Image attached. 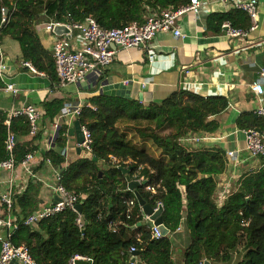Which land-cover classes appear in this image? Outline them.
<instances>
[{
    "label": "trees",
    "instance_id": "obj_1",
    "mask_svg": "<svg viewBox=\"0 0 264 264\" xmlns=\"http://www.w3.org/2000/svg\"><path fill=\"white\" fill-rule=\"evenodd\" d=\"M188 2L2 0L0 6L5 4L13 11L9 21L0 24V40H16L22 60L30 61L46 74L51 85L58 86L55 60L44 48L35 25L76 22L91 16L103 28H118L133 21L142 23L148 13L175 9ZM224 21L237 28L250 24L246 12L232 7L211 12L206 29L220 32ZM3 85L0 79V87ZM65 100L44 102V117L54 119ZM227 106L226 96H204L184 89L150 103L122 95H91L78 120L90 131L91 154L97 161L85 155L78 157L60 169L58 180L63 188L78 194L81 212L66 208L35 225L23 224L22 218L38 208L41 187L39 181L29 180L24 190L13 196L12 213L18 210L17 220H21L10 240L25 244L37 264H68L74 254L91 257L90 264H173L172 238L182 225L190 237L184 264H203L204 260L225 264L236 253V264H264V154L259 156L261 167L243 172L235 188L219 203L217 176L227 166L225 150L179 141L190 133H215ZM6 119L7 111L0 109V161L11 154L18 166L26 154L38 151L41 132L29 136V121L23 115L11 117L8 123ZM236 125L243 130L263 129L264 116L243 112ZM165 129L170 131L163 133ZM59 132L57 143L62 147L66 127ZM9 136H15L11 151L6 146ZM43 158L57 167L65 162L64 156L53 149L44 152ZM121 168H129L131 179L142 184L130 190ZM147 186H154V192ZM135 191L151 207L161 202L167 235L150 237L149 221L144 219ZM130 200L134 201L132 205L128 204ZM80 215L84 222L79 224ZM109 222L115 225L110 227ZM131 245L136 247L138 262L129 256Z\"/></svg>",
    "mask_w": 264,
    "mask_h": 264
},
{
    "label": "crops",
    "instance_id": "obj_2",
    "mask_svg": "<svg viewBox=\"0 0 264 264\" xmlns=\"http://www.w3.org/2000/svg\"><path fill=\"white\" fill-rule=\"evenodd\" d=\"M201 1L202 10L198 15L186 12L178 18L184 38L160 32L148 46L128 50L117 48L110 64L89 72L80 82L65 87L51 85L46 75L31 73L26 69L22 65L19 43L10 37H3L0 40V48L7 65L6 75L8 80L18 87V91L15 94H0V109L8 111L22 104L35 105L41 113L38 131L42 137L38 151L33 153L27 170L19 164L11 172L0 171V187L7 189L8 179L11 177L15 195L24 190L29 180L39 181L41 187L37 195V210L51 204L57 192L56 174L69 162L86 153L78 152L75 135L68 132L75 120L62 118L59 113L54 119L44 117L43 103L55 98L85 102L94 94L122 95L139 99L143 103L159 101L180 89L191 90L204 96H226L228 106L219 117L218 130L212 133L219 137L213 147L239 150V161L236 165H227L225 171L217 176L218 200L223 201L226 194L235 188L243 172L258 170L261 167L260 158H252L248 154L244 130L237 127L236 120L241 113L256 112L259 107L264 106V84L261 94L250 88L258 78L260 69L264 68V0H257L258 27L244 37L229 36L224 29L220 32L206 29V19L211 12H225L233 7L236 0ZM42 23L35 25L37 33ZM38 35L44 48L51 52V35L46 32ZM71 40L74 47L83 44L81 36L76 32ZM149 54L153 55L151 60L148 58ZM62 126L66 127L67 132L61 147L57 138ZM49 149L62 154L65 162L57 167L44 160L43 154ZM17 211L11 215L16 220ZM2 234L0 229V236ZM174 234L173 264H184L185 248L190 242V237L182 225ZM129 256L131 260L139 261L130 253ZM238 259L236 253L225 264H236ZM10 264L21 263L13 260Z\"/></svg>",
    "mask_w": 264,
    "mask_h": 264
},
{
    "label": "built area",
    "instance_id": "obj_3",
    "mask_svg": "<svg viewBox=\"0 0 264 264\" xmlns=\"http://www.w3.org/2000/svg\"><path fill=\"white\" fill-rule=\"evenodd\" d=\"M2 1V0H0ZM226 1V0H225ZM233 7L239 8L246 12L250 19V24L247 28H237L231 25L229 21H224L221 26L229 36L244 37L248 32L255 30L258 27V7L257 0H236ZM202 10L201 0H189L186 5H181L177 8H164L160 12L148 13L145 16V21L140 23L133 21L123 27L118 28H103L91 16H86L82 21L76 22H62V21H47L40 25L38 33L43 32L51 35V53L55 60L56 72L58 75L59 87H65L68 84H76L83 80L87 74L93 70H99L110 64L116 53V49L128 50L131 48H140L148 46L149 43L160 32L171 33L174 37L184 38L185 35L181 32L178 18L186 13L192 12L193 15H198ZM13 8H9L5 4L0 6V24L4 25L9 21ZM55 26H66L68 32L63 34H56L53 29ZM78 33L83 44L80 47H74L72 44V35ZM41 39V38H40ZM153 57L152 54L148 55L149 60ZM22 65L26 67L31 73L40 74L45 76L42 71H38L30 61L23 60ZM7 65L3 60V54L0 48V79L4 85L0 87V94H15L18 87L10 82L6 75ZM264 82V68L260 69L258 78L250 85V88L261 94L263 92ZM85 102H73L67 100L60 108L59 116L62 118H70L78 120L81 109ZM256 113L264 116V106L259 107ZM23 115L29 121V134L34 135L38 131V123L41 119L40 110L33 104H22L18 107H12L7 111L6 123L9 122L11 117ZM56 126V125H55ZM80 130L83 135V142L80 144L86 154L91 155L92 138L90 131L84 124L80 123ZM245 134V148L252 158L259 157L264 154V128H250L244 130ZM13 137L9 136L6 140V146L11 151L13 145ZM219 140V137L213 134L204 133H190L181 138L180 142H187L191 145L197 146H214L213 144ZM237 149L225 150L227 165H236L238 163ZM33 157V153H28L22 159L20 165L28 169V164ZM113 161H116L112 157ZM15 167L14 159L10 154L9 158L0 161V171L6 170L11 172ZM60 173V172H59ZM56 174L57 186L56 190L60 193L59 200L53 205L49 204L47 207L33 211L31 214L22 218L21 222L25 225H35L40 219L48 217L66 208H72L78 203V194L73 191H68L63 188L58 180L60 174ZM12 178L8 179V188L2 189L0 187V229L3 234L0 236V264H10L11 261L16 260L21 264H37L34 258L29 253V249L25 244H14L10 238L13 231L17 228L19 221L11 217L14 192L12 189ZM147 190L154 192V186H147ZM219 199V198H218ZM222 200H218V202ZM133 200L128 201L129 205L133 204ZM161 202H157L153 209H156ZM141 208V206L139 205ZM142 210V208H141ZM76 211V210H75ZM128 216L130 213L128 212ZM144 219L149 221L150 237L159 239L163 235L158 226L144 215ZM80 221V216L77 219ZM115 223L109 222V226L113 227ZM180 226L176 228L178 230ZM130 252H135V245H131ZM77 260L85 262H92V258L80 254H74L68 260V264H79ZM144 264V263H142Z\"/></svg>",
    "mask_w": 264,
    "mask_h": 264
},
{
    "label": "water",
    "instance_id": "obj_4",
    "mask_svg": "<svg viewBox=\"0 0 264 264\" xmlns=\"http://www.w3.org/2000/svg\"><path fill=\"white\" fill-rule=\"evenodd\" d=\"M53 31L56 34H63L68 32V28L66 26H55ZM80 122L79 120H75L74 124L72 127L69 128L68 132L70 135H75L77 144H78V152H81L83 154V149L80 146V144L83 142V135L82 132L80 130ZM15 136H13L14 138ZM85 156L91 157L93 160L97 161V158L95 156H93L92 154H85ZM122 172L125 174V179L128 185V188L130 190H135L140 184H142V182L140 180H133L131 179V177L129 176V168H121ZM101 173H99L100 175ZM135 196L137 199L138 204L141 206L142 208V212L144 215H146L148 217V219L150 221H152L155 225L158 226L159 230L161 231L162 235H167L169 233V230L165 227V225L163 224L162 218H161V213L163 210V206L162 204L159 205L156 209H153V207H151L148 203L145 202V200L140 196V194H138L135 191ZM60 197V193L57 191L56 195L54 197V201L52 202V204L54 205ZM75 210L77 212H81V203H76L74 206ZM80 221L83 223L84 222V218L82 215H80ZM132 257L137 255V252H131ZM77 262L79 264H86L89 262H85L83 260H77ZM203 264H209V262L207 260H204Z\"/></svg>",
    "mask_w": 264,
    "mask_h": 264
},
{
    "label": "rangeland",
    "instance_id": "obj_5",
    "mask_svg": "<svg viewBox=\"0 0 264 264\" xmlns=\"http://www.w3.org/2000/svg\"><path fill=\"white\" fill-rule=\"evenodd\" d=\"M168 131H170V129H165V130L162 131V132L165 133V132H168ZM148 146H149L152 150H154L153 144H152L151 142H149Z\"/></svg>",
    "mask_w": 264,
    "mask_h": 264
}]
</instances>
